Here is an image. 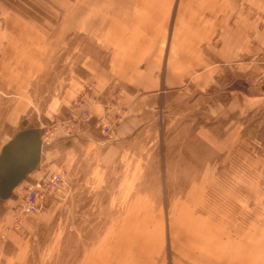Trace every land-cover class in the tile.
I'll return each instance as SVG.
<instances>
[{"label":"rangeland","instance_id":"1","mask_svg":"<svg viewBox=\"0 0 264 264\" xmlns=\"http://www.w3.org/2000/svg\"><path fill=\"white\" fill-rule=\"evenodd\" d=\"M120 2L0 0V153L40 127L26 179L63 175L38 212H18L19 189L0 200V264H264V102L204 127L192 101L200 61L245 49L246 33L256 64L236 60L214 87L264 83V0H150L131 21ZM169 53L188 66L172 62L164 89Z\"/></svg>","mask_w":264,"mask_h":264},{"label":"crops","instance_id":"2","mask_svg":"<svg viewBox=\"0 0 264 264\" xmlns=\"http://www.w3.org/2000/svg\"><path fill=\"white\" fill-rule=\"evenodd\" d=\"M118 1H121L120 3L123 5V8L127 9V11H123L121 13V15L127 17L126 21H131V17L139 13V8H138L139 3H149L150 2V0H115V3H117ZM258 24L259 26L257 28L258 29L257 34H256V28L254 29L253 27V31L255 33L253 38H256L257 36L259 42L261 43V40H262V42L264 43V29L263 31H261L260 23ZM230 27L232 30L231 34L233 33V35H235L236 25H234L233 23L231 24ZM138 31L142 34L140 29H138ZM147 34L151 35V32L147 30ZM246 35L248 36V41L246 40L245 41L247 42L246 45H248V47H245V49L240 50L236 48L237 44H235L233 47L229 49H225L224 47L225 43L223 42V44L218 45V48H216V54L214 55L215 58L212 61L213 63L210 61H207L206 64H203L202 61H200L201 62L200 67H204V70L202 69L200 75L197 74L192 77L193 81L196 80L200 84V86H198L200 91L193 94L192 101L193 103H195V105H197L199 104L200 101L204 100V103H202V105L205 104L206 112L208 113V119H206L208 122L206 123H209V124H206L204 127H217L218 126L217 120L219 116H227L230 113L232 112L234 113L236 111H239L242 113L250 112V110L256 107L260 102H264V83L263 84H252V83H249L248 81L244 82L245 80L244 81L242 80V83L240 86H236V83L233 82L232 84L228 85V87H225L224 89H217L216 87H214V84L217 83L216 74L223 72L224 68L225 69L228 68L227 66L231 65V63H235L236 60L238 61L239 59L243 58L247 64H250V65L256 64L254 61H253L254 63H252V60H254L255 57L254 59L245 58L247 54L252 53L250 51L252 48V45H251L252 42H250V39H249L251 37V34L246 33ZM202 44H203V40L200 41L198 49L195 50L196 53L199 54L200 58H202L201 60H203L204 58ZM253 45L255 44L253 43ZM258 46L259 47H256V46L254 47H255V50L257 49L259 52L260 51L259 49L261 47L260 45ZM179 59L178 57L177 59L175 57H171L170 53L168 55V58L165 57L164 60L167 61V65L165 67L166 70L164 73V77L162 79L160 75L157 76L159 77L158 78L159 87L163 85L164 89H169L174 85V82L170 80V76H171L170 72H171V68L173 67L174 61L177 62L175 63V68L177 67L186 68L188 66V64L186 63H180L181 59L180 60ZM110 63L112 64V66L114 65L112 55L110 58ZM145 63L146 64L144 68L146 70V73H148V75H151L152 78L155 79L156 77L155 70L149 66L148 62H145ZM143 65H144L143 62H141L139 63L138 66L141 67ZM210 67H216V68L218 67L217 69L218 71L214 70V71L209 72L208 70L207 71L205 70V69H209ZM247 71L248 69H244L243 71L245 72L243 73L244 77L245 75H251L249 74V71L248 72ZM188 76H190V74H187L185 77H188ZM185 77L183 78L185 79ZM150 78L151 77H149L148 79L140 80L138 77L136 78L135 76L132 75L130 79H126L125 81L130 84H136V85L141 84L140 86L143 87L144 84L146 85L150 83L149 82ZM165 87H168V88H165ZM162 100H163L164 106L166 107L165 98L163 97L162 99H160V103ZM163 110L165 111V108H163ZM200 115L202 114L200 113L194 114L193 119L194 120L199 119L200 117H202ZM138 120L139 118L136 117V118H131L130 120H126L124 124L121 123L120 133L125 132L124 131L125 129L129 130V128H132V130H134L135 127H139ZM124 127L125 129H123ZM199 127H202V126H199ZM227 127H229V125Z\"/></svg>","mask_w":264,"mask_h":264},{"label":"water","instance_id":"3","mask_svg":"<svg viewBox=\"0 0 264 264\" xmlns=\"http://www.w3.org/2000/svg\"><path fill=\"white\" fill-rule=\"evenodd\" d=\"M42 128L29 127L16 132L0 153V200H8L42 158Z\"/></svg>","mask_w":264,"mask_h":264},{"label":"built area","instance_id":"4","mask_svg":"<svg viewBox=\"0 0 264 264\" xmlns=\"http://www.w3.org/2000/svg\"><path fill=\"white\" fill-rule=\"evenodd\" d=\"M110 129V127H107ZM42 136V146L44 145ZM63 184V175L59 172L53 173L50 177H32L29 180H24L14 192L19 199L17 207L20 213H32L40 211L45 203V197L55 194L61 189ZM13 192V194H14Z\"/></svg>","mask_w":264,"mask_h":264},{"label":"trees","instance_id":"5","mask_svg":"<svg viewBox=\"0 0 264 264\" xmlns=\"http://www.w3.org/2000/svg\"><path fill=\"white\" fill-rule=\"evenodd\" d=\"M21 6H22V4H21Z\"/></svg>","mask_w":264,"mask_h":264}]
</instances>
